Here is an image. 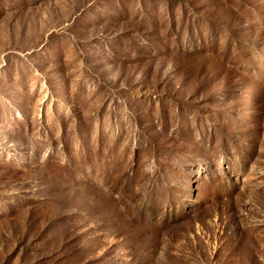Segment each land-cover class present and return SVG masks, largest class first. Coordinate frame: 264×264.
Segmentation results:
<instances>
[{
    "label": "rangeland",
    "instance_id": "obj_1",
    "mask_svg": "<svg viewBox=\"0 0 264 264\" xmlns=\"http://www.w3.org/2000/svg\"><path fill=\"white\" fill-rule=\"evenodd\" d=\"M0 264H264V0H0Z\"/></svg>",
    "mask_w": 264,
    "mask_h": 264
}]
</instances>
